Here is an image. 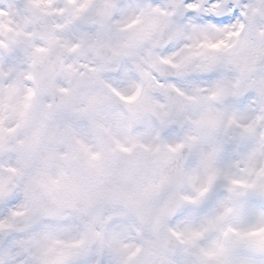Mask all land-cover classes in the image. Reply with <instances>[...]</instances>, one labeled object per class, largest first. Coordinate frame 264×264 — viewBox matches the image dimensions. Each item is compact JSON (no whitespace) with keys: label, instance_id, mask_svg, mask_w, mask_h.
<instances>
[{"label":"clouds","instance_id":"clouds-1","mask_svg":"<svg viewBox=\"0 0 264 264\" xmlns=\"http://www.w3.org/2000/svg\"><path fill=\"white\" fill-rule=\"evenodd\" d=\"M0 264H264V0H0Z\"/></svg>","mask_w":264,"mask_h":264}]
</instances>
